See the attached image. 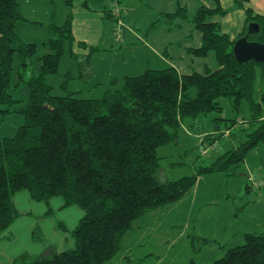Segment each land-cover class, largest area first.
Wrapping results in <instances>:
<instances>
[{"label": "trees", "instance_id": "trees-1", "mask_svg": "<svg viewBox=\"0 0 264 264\" xmlns=\"http://www.w3.org/2000/svg\"><path fill=\"white\" fill-rule=\"evenodd\" d=\"M214 1L211 7L201 3L192 16L203 35L202 44L189 50L199 56L213 51L219 67L188 74L174 66L148 68L125 75L121 87L108 89L101 97H80L73 90L53 93L54 86L47 81L58 69L64 42L75 39L72 13L64 23L50 25L54 34L47 41L51 51L35 58L36 43L24 41L15 29L23 18L18 0H0V115L3 119L15 111L24 115L13 136L0 137V234L17 218L13 195L24 188L45 201L60 195L65 205L75 204L84 211L72 232L75 247L27 264L105 263L119 252L136 218L181 199L201 174L215 170L236 174L248 152L264 142L262 104L254 99L256 74L264 75V63L253 59L241 63L233 51L234 41L246 33L252 20L261 29L249 38L264 42V14L247 6L245 0H236L245 8L246 19L242 32L232 39L219 21L209 20L227 13L220 0ZM67 2L71 5L72 0ZM185 9L180 7L168 16H184ZM105 11L114 34L117 19L108 6ZM104 50L96 45L90 46L88 54L70 50L79 58L80 77L88 79L94 74L91 53ZM33 59L40 63L38 68ZM16 61V85L23 81L29 85L26 98L11 92ZM30 65L35 69L26 77ZM222 95L229 96L235 108L243 99L250 102L252 118L241 128L255 125L248 138L211 164L198 167L194 175L160 181L158 146L176 139L187 117L222 111L218 102ZM21 101L26 105L17 108ZM221 135L209 133L201 140L218 146ZM245 237L244 244L230 247L212 264H264V231L246 232Z\"/></svg>", "mask_w": 264, "mask_h": 264}, {"label": "rangeland", "instance_id": "rangeland-1", "mask_svg": "<svg viewBox=\"0 0 264 264\" xmlns=\"http://www.w3.org/2000/svg\"><path fill=\"white\" fill-rule=\"evenodd\" d=\"M80 2L74 0L73 7L65 0H19L24 17L17 22L16 31L24 41L36 43L35 57L47 53L48 49L51 51L47 41L54 34L49 23H64L70 10L75 18L81 13ZM245 3L256 10L264 9V0H245ZM64 48L57 71L47 76V81L54 86L53 93L64 94L73 90L80 97H101L106 90L122 86L127 75L125 66H130V63L124 64L127 56L122 51L114 54L108 53L109 50L92 52L91 59L97 73L84 79L80 77L79 58L70 54L69 41L64 42ZM34 69V65H30L26 77ZM17 79L16 61L11 92L18 98H26L29 85L24 81L16 85ZM263 91L264 75L259 72L256 74L254 99L261 102L262 114ZM218 102L222 111L187 117L178 128L177 138L158 146L160 165L157 178L160 181L194 175L198 167L211 164L217 156L248 138V132L255 125L245 130L241 128L252 118L250 102L243 99L235 108L227 95L220 96ZM25 105V101L17 104ZM7 116L3 126L0 121V136L14 133L15 129L7 126L9 120L16 125V118L24 119L20 112H14L10 118ZM232 119L237 125L233 126ZM227 130H230L229 134H226ZM209 133H221L222 137L218 146L202 154L200 140ZM257 182H264V142L248 152L236 174L229 175L221 170L201 174L181 199L136 218L123 237L119 252L103 264H212L230 247L244 244L246 232L264 231V185L257 187Z\"/></svg>", "mask_w": 264, "mask_h": 264}, {"label": "crops", "instance_id": "crops-1", "mask_svg": "<svg viewBox=\"0 0 264 264\" xmlns=\"http://www.w3.org/2000/svg\"><path fill=\"white\" fill-rule=\"evenodd\" d=\"M107 2L81 0L79 4L81 13H77L75 18L73 16L72 30L75 39L70 42V50L80 55L88 54L90 46L96 45L106 48L109 50L108 53L122 51L124 56H127L124 64L130 63V66H125V74L130 75L141 73L148 68L167 66H174L181 74L203 72L206 67L213 69L219 67L213 51L199 56L189 50L202 44L203 35L193 24L192 16L201 3L211 7L215 5L214 0H123L128 13L121 42L113 34V22L105 11ZM73 3L74 0L71 5ZM220 3L227 9V13L215 14L209 20L219 21L223 30L235 39L245 25V8L238 5L236 0H220ZM72 6L74 7V4ZM180 7L186 8L184 16H168L175 14ZM256 11L264 14V9ZM20 12L24 17L21 9ZM70 13L71 10L66 15ZM52 23L55 22L49 24ZM45 52H49V49ZM92 64L96 74V66L93 62ZM35 65L38 68L40 63L35 62ZM11 115L8 114L7 117L10 118ZM0 118L3 126L6 117L3 119L0 115ZM14 121L16 125H13L11 120L7 125L15 129L11 136L17 132L24 119L18 117ZM256 172L259 173L258 170ZM13 201L19 214L0 234V264H27L36 258L47 257L54 252L75 247L76 241L72 232L84 214L79 206L65 205L64 198L60 195L53 196L48 201L36 199L26 188L16 191Z\"/></svg>", "mask_w": 264, "mask_h": 264}, {"label": "water", "instance_id": "water-1", "mask_svg": "<svg viewBox=\"0 0 264 264\" xmlns=\"http://www.w3.org/2000/svg\"><path fill=\"white\" fill-rule=\"evenodd\" d=\"M260 29L261 24L256 20H252L248 24L246 33L234 41L233 51L239 62L245 63L253 59L264 63V42L249 38L250 34H257Z\"/></svg>", "mask_w": 264, "mask_h": 264}, {"label": "built area", "instance_id": "built-area-1", "mask_svg": "<svg viewBox=\"0 0 264 264\" xmlns=\"http://www.w3.org/2000/svg\"><path fill=\"white\" fill-rule=\"evenodd\" d=\"M122 1L123 0H108L107 3V6L111 8L115 18L117 19L114 24V35L119 38L122 37L123 30L126 26L125 16L128 11V9L125 7ZM229 133L230 130H227L226 134ZM214 146H217V142L208 143L201 140L199 149L202 154H207V152ZM263 183L264 182H257V186H260Z\"/></svg>", "mask_w": 264, "mask_h": 264}]
</instances>
